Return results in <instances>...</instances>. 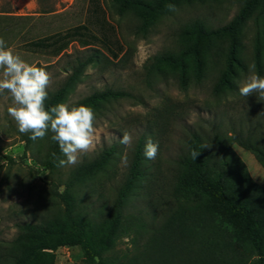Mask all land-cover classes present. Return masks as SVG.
I'll return each instance as SVG.
<instances>
[{"label": "trees", "instance_id": "16d2710c", "mask_svg": "<svg viewBox=\"0 0 264 264\" xmlns=\"http://www.w3.org/2000/svg\"><path fill=\"white\" fill-rule=\"evenodd\" d=\"M175 1L111 0L118 15L132 14L140 22L139 31L143 33L159 17L169 13L167 5ZM91 2L90 12L99 27L97 33L81 25L65 34L30 42L28 47L59 56L73 41H79L85 47L101 43L110 51L114 48L121 51L116 30L106 20L99 0ZM255 4L256 1L249 0L231 22L217 29L201 20L190 24L182 36L190 40L177 52L153 57L145 68L148 76L171 70L178 74L182 84L191 80L202 82L209 75L207 65L197 60L203 45L212 52L215 36L230 35L235 40L245 15ZM88 49L89 54L71 65V74L60 87L48 93L46 108L64 103L87 69L104 56L97 48ZM112 55L118 56L114 52ZM191 56L197 62L188 65ZM228 72L217 73L212 94L218 98L239 91L237 78L241 70L233 73L232 78ZM127 96L126 92L106 88L70 106L86 105L98 114L104 111L103 105ZM168 108L163 114L165 122L174 116L173 108ZM263 112L256 119L248 115L236 122L230 120L228 130L222 124H215L210 130L201 125L190 131L182 154L174 162L165 188L167 194L160 202L146 200L147 205L142 209H136L132 202L150 196L157 179L153 165L144 155L147 134L138 138L125 173L114 188L112 203L104 201L96 205L92 201L93 188L99 186L91 187L95 183H88L106 172L121 153L117 144L103 148L95 157L77 165L66 181L56 185L53 194L58 198V206L37 222L19 225L16 238L6 247L0 246V264H34L46 253L52 259L45 264H54L58 249L75 246L94 264H264V186L254 180L234 149L237 145L250 151L264 167ZM30 135H22L25 155L38 140H31ZM51 135L49 131L42 164L54 170L58 159L52 153L59 159L63 154ZM193 151L200 153L198 159H193ZM0 155H3L1 147ZM60 186H64L63 192L58 190ZM88 188L92 191H85ZM157 207L160 214L155 211ZM130 236L135 244L132 252L118 256L116 245Z\"/></svg>", "mask_w": 264, "mask_h": 264}, {"label": "rangeland", "instance_id": "374dc122", "mask_svg": "<svg viewBox=\"0 0 264 264\" xmlns=\"http://www.w3.org/2000/svg\"><path fill=\"white\" fill-rule=\"evenodd\" d=\"M248 1L176 0V11L162 15L143 33L139 31L140 22L132 14L120 16L111 0H99L106 20L116 30V38L122 47L121 51L117 48L111 50L118 54L114 57L101 43L85 47L79 41H73L59 56L28 47L30 42L54 34H65L81 25H87L97 33L99 27L90 12L91 0H0V38L26 62L45 68L50 74L48 93L56 91L71 74V65L77 58L89 54L88 48H97L105 57L102 56L98 64L87 69L64 103L71 105L106 88L128 94L103 105L104 111L95 114L94 147L81 153L77 164L57 166L54 170L42 164L49 133L38 139L25 155L23 134L7 113L12 104L11 97L6 90L0 94V147L3 149V155H0V246L6 247L16 238L19 225L37 222L58 206V198L53 194L56 185L66 181L77 165L95 157L105 147L117 144L121 153L106 172L88 183H95L91 187L99 186L93 188L92 201L96 205L104 201L112 203L114 188L127 168L122 165L121 157L127 155L129 163L138 138L146 133L147 140L150 138L158 142L156 158L148 161L156 172L154 190L150 196L132 202L136 209H142L146 200L160 202L167 194L165 188L168 187L174 162L182 154L190 131L201 125L210 130L215 124H222L227 129L230 120L236 122L248 115L258 118L264 111V101L259 99L258 94L244 97L238 91L218 98L212 90L217 73L224 70L229 71L231 78L241 70L237 78L239 87L248 75V66L253 63L256 73L260 75L262 72L260 76L264 77L263 0H253L256 4L245 15L235 40L230 35L215 36L212 52L203 45L197 60L207 65L209 75L199 84L192 80L182 84L175 71L164 70L161 75L148 76L145 69L153 57L177 52L187 43L190 39L182 36L190 24L201 20L213 29L225 26ZM197 60L191 56L187 64ZM169 106L173 108L174 116L165 122L163 114ZM125 131L133 136L131 146L119 143ZM234 149L254 180L264 186V167L250 151L237 145ZM8 157L13 161H9ZM58 190L63 192L64 186ZM155 211L160 214V208ZM148 220L151 221V216ZM134 245L133 236L124 237L116 245L115 253L118 256L130 254ZM50 259L52 256L46 253L39 256L34 264H45ZM54 264L94 263L84 257L79 246H75L58 249L54 253Z\"/></svg>", "mask_w": 264, "mask_h": 264}, {"label": "clouds", "instance_id": "9594fccd", "mask_svg": "<svg viewBox=\"0 0 264 264\" xmlns=\"http://www.w3.org/2000/svg\"><path fill=\"white\" fill-rule=\"evenodd\" d=\"M169 11H176L174 4H168ZM255 64L248 66V75L241 82L239 93L249 97L253 93L258 94L264 101V77L255 71ZM0 94L5 90L10 95L12 104L7 108L8 115L16 122L18 131L31 135L33 141L43 139L49 131L51 140L59 145L65 157L59 159L56 153L53 158L58 159V167L75 165L79 161L81 153H86L94 147L95 141V113L86 105H73L58 103L50 108L45 107L48 99V86L50 74L44 67L30 64L16 54L6 45V41L0 38ZM133 136L125 131L119 139V143L131 146ZM159 151L158 142L148 139L144 155L149 160H154ZM200 153L192 152L193 159H198ZM121 163L128 166V157H121Z\"/></svg>", "mask_w": 264, "mask_h": 264}]
</instances>
